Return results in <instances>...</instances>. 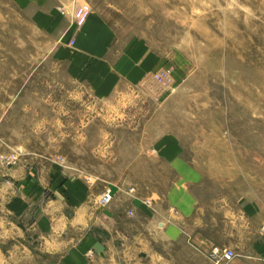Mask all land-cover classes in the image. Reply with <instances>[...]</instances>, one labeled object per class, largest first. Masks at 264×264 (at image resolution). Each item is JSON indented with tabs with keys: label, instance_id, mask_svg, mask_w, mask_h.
Listing matches in <instances>:
<instances>
[{
	"label": "rangeland",
	"instance_id": "rangeland-1",
	"mask_svg": "<svg viewBox=\"0 0 264 264\" xmlns=\"http://www.w3.org/2000/svg\"><path fill=\"white\" fill-rule=\"evenodd\" d=\"M26 1L40 0H0V156L57 160L102 191L152 202L183 177L207 235L237 256L264 239V0H48L69 12L88 2L114 29V46L142 40L166 58L107 99L74 80ZM169 66L172 81L158 82ZM168 132L180 136L187 169L151 153Z\"/></svg>",
	"mask_w": 264,
	"mask_h": 264
},
{
	"label": "crops",
	"instance_id": "crops-1",
	"mask_svg": "<svg viewBox=\"0 0 264 264\" xmlns=\"http://www.w3.org/2000/svg\"><path fill=\"white\" fill-rule=\"evenodd\" d=\"M60 7L48 0L25 3L56 34L57 59L96 98L124 95L164 67L166 58L142 40L114 46L116 33L99 12L93 10L77 29L74 8ZM182 151L173 132L161 135L151 149L175 170L188 168ZM187 184L186 178L175 180L154 202L128 188L114 190L113 201L101 206L97 197L106 187L102 191L91 178L69 174L57 160L20 154L16 164L0 169V264H215L208 253L223 245L207 235L209 224L198 216ZM223 264H264V239L255 238Z\"/></svg>",
	"mask_w": 264,
	"mask_h": 264
},
{
	"label": "built area",
	"instance_id": "built-area-1",
	"mask_svg": "<svg viewBox=\"0 0 264 264\" xmlns=\"http://www.w3.org/2000/svg\"><path fill=\"white\" fill-rule=\"evenodd\" d=\"M92 12V6L88 2L77 4L73 11V25L79 29L87 21L89 15ZM173 68L172 66L161 69L155 73L154 77L158 82L163 84H169L172 81ZM18 159V155L0 156V162L6 163V165L14 164ZM132 188L130 191H133ZM114 199V191L112 188H105L104 191L99 195L98 204L101 206L109 205ZM264 232V225L262 226ZM238 255L237 251L231 247L224 246H213L208 256L215 264H223L236 258Z\"/></svg>",
	"mask_w": 264,
	"mask_h": 264
}]
</instances>
